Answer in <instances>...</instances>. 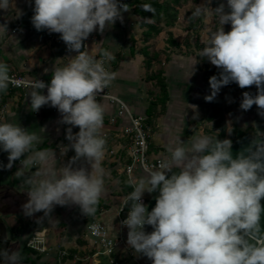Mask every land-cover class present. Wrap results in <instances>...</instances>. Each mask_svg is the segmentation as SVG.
I'll list each match as a JSON object with an SVG mask.
<instances>
[{"label": "clouds", "instance_id": "obj_1", "mask_svg": "<svg viewBox=\"0 0 264 264\" xmlns=\"http://www.w3.org/2000/svg\"><path fill=\"white\" fill-rule=\"evenodd\" d=\"M13 6L14 0H0V10L8 12ZM227 6L230 11L225 12L224 4L212 9L206 2L195 6L191 15L193 19L206 15L218 25L196 56L219 69V76L209 78L210 94L204 99L214 101L232 82L241 89L255 86L254 96L243 93L240 108L248 111L256 105L264 116V0H227ZM141 7L154 12L150 5ZM127 11L129 5L120 0H34L33 27L59 34L77 55L52 69L50 83L37 78L29 82V106L33 112L45 105L57 109L60 123L69 126L70 143L61 146V154L71 149L75 155L57 168L54 151L37 148L41 138L36 132L19 123L0 122V150L8 153V164L0 167L11 169L20 160L15 177L27 186L25 216L42 212L41 221H51L57 205H77L87 217L97 211L105 192L106 148L101 132L105 109L97 95L114 79L104 67L114 56L104 50L97 59L82 50L83 42L93 32L102 34L117 20L122 22ZM226 24L230 31L224 30ZM7 30V23L0 24V33ZM196 57L189 77L200 62ZM12 82L8 65L0 62V93H6ZM190 107L196 111L195 105ZM73 127L79 129L75 134ZM226 131L229 135L234 131L231 121ZM167 151L169 155L154 170L129 180L133 191L122 200L121 211L125 207L129 211L121 224L128 229L127 244L134 253L152 264H264V132L256 130L251 142L235 155L230 139L203 134L187 142L178 139ZM80 161L91 170L77 166ZM145 192L159 193L151 211L142 200ZM146 225L153 230L146 232ZM0 257L4 264L22 261L18 250L0 249Z\"/></svg>", "mask_w": 264, "mask_h": 264}, {"label": "crops", "instance_id": "obj_2", "mask_svg": "<svg viewBox=\"0 0 264 264\" xmlns=\"http://www.w3.org/2000/svg\"><path fill=\"white\" fill-rule=\"evenodd\" d=\"M14 3L15 7H11L8 12L0 10V24L7 23L8 26L7 34L0 33V62L8 65L9 72H16L28 78L41 76L50 79L54 67L66 64L68 57L77 53L67 49L59 34H50L47 30L37 31L33 27L31 17L34 14V0H14ZM122 16V22L117 20L102 34L99 31L90 34L87 49L82 50L100 56L107 50L114 56L113 60L108 61L109 72L114 74L109 86L110 92L127 105L132 115L144 118L149 132V160L168 156L169 145H174L178 139L187 142L201 134L213 138L217 136L219 140L230 139L235 155L251 142L256 130L264 132V116L259 115L260 110L256 105L248 111H243L240 105L230 104V99L234 96L230 86L222 87L215 98L222 104L223 129L216 125L217 120H210L212 105L204 99L210 94V85L204 79V68L200 62L195 65V73L189 77L192 59L197 55L172 54L168 61L163 63L169 99L163 109L159 107L158 117L153 124H148L147 109L151 99L158 94V89L146 80L144 50L148 48L139 43L142 30L138 17L131 6ZM159 68L154 66L152 72ZM30 91L31 89L17 90L8 87L6 93H0V122L19 123L30 132H36L41 138L37 148L53 150L56 157L55 166H63L75 155L71 149L66 154H61V146L70 143L66 139L69 126L60 123V113L49 105L42 106L39 111H31L28 98ZM43 92L46 94V90ZM244 92L253 96L256 94L245 89L234 91V94L243 97ZM97 101L105 109L101 130L106 139L102 162L105 170V192L94 216L83 215L77 205L55 206L50 214L51 221L48 218L41 221L40 218L44 216L42 212L31 217L25 216L22 205L28 200L27 186L15 177L16 171L21 167L20 160L13 162L11 169L0 167V214L9 233L8 251L18 250L21 253L36 233L44 234L47 242L46 253L32 254L29 262L21 261V264H72L75 262V256L80 257L83 264H87L86 260L89 264H110L107 257L94 256L97 249L89 232V225L95 220L102 222L114 236L122 233L124 244L117 250L115 264H152L147 257L134 253L129 247L128 230L120 232L118 229L119 212L125 196L123 193H115L118 188V176L123 175L126 183L128 180L125 168L130 162L129 147L132 139L125 129L130 126V120L127 116H119L117 103L107 99ZM190 105L196 106L195 112ZM194 115H197V118L194 119ZM229 121L234 129L231 135L226 131ZM72 131L75 134L79 129L73 127ZM7 164L8 153L0 150V165ZM80 164L91 170L84 161L78 162L77 166ZM146 175L147 173L137 166L133 178L138 179ZM158 194L145 192L143 195L148 211L155 206V197ZM261 204L264 206V199ZM261 224L264 226V216ZM152 230L151 226L146 225V232ZM63 251L68 252L69 256L61 258L60 253Z\"/></svg>", "mask_w": 264, "mask_h": 264}, {"label": "built area", "instance_id": "obj_3", "mask_svg": "<svg viewBox=\"0 0 264 264\" xmlns=\"http://www.w3.org/2000/svg\"><path fill=\"white\" fill-rule=\"evenodd\" d=\"M88 39L85 40L84 48L87 49ZM91 55V54H90ZM97 59H101L100 55H93ZM104 67L109 71L108 61L105 62ZM10 77L13 78V82L9 84L10 88L17 90H30L31 88L28 86L29 82L35 78L45 81V83H50V79L44 77H35L28 78L24 75H21L16 72H9ZM46 90V89H45ZM107 99L112 103H117L119 105V116H127L130 120V126L125 129V132L131 135V145L129 147L130 153V162L125 168V173L128 178L127 183L129 184V180L133 179L134 172L137 166L148 174V170H154L156 166H158L161 158H157L154 160H149L148 152H149V132L145 125V120L142 117H136L131 114L127 105L114 96L110 92V88L108 87L102 93L97 95V100ZM115 120L113 119L112 122ZM143 203L147 206V201L145 198H142ZM122 208V207H121ZM128 207H125L122 211L120 209L119 219H118V229L120 232L128 230L127 227L122 226L121 222L127 218ZM146 227V226H145ZM89 232L91 234L92 239L94 240V246L97 249L95 253V257H107L110 264L116 263V254L117 250L121 248L124 244V238L122 237V233L118 236H114L110 230L102 224V222L95 220L92 221L89 225ZM28 247L35 250L39 253L47 252V242L44 234L36 233L29 241ZM69 253L63 251L60 253V257H68ZM80 261V257L75 256L74 261Z\"/></svg>", "mask_w": 264, "mask_h": 264}, {"label": "rangeland", "instance_id": "obj_4", "mask_svg": "<svg viewBox=\"0 0 264 264\" xmlns=\"http://www.w3.org/2000/svg\"><path fill=\"white\" fill-rule=\"evenodd\" d=\"M133 0H120V3L131 2ZM162 1V0H161ZM208 2V6L212 9H215L211 4V0H181L179 4L175 2H171V6L174 8V11L171 12L172 17L169 18L170 22H173L170 26L166 25L167 16L163 15V19L160 23L156 22L153 19L143 20L138 18V24L141 28L139 43L143 46H147L150 53H157L161 63L168 61V59L172 56V54L178 55H198V52L205 46L207 42V37L210 31L215 30L218 25L214 18L208 17L206 15H202L198 18H191L192 11L194 7L197 5H201ZM225 5V12L230 11L227 6V2ZM176 11V12H175ZM152 27L151 37L146 41L148 36L145 34V31ZM224 30L230 31L231 25L226 24L223 26ZM174 38L176 42L181 44V47H174L170 43V38ZM199 38V39H198ZM187 43L190 44L191 47L187 46ZM200 64H202L203 68L205 66H213L206 58H199ZM216 68V67H215ZM238 86V85H237ZM237 86H231L230 91H233V98L230 104H238L240 105L242 102V96H236L234 91H238L240 88ZM251 91L253 94L257 92L255 86L245 88V91ZM221 106L222 104L219 103ZM107 162V161H106ZM140 168V166H138ZM117 183V195H122L123 187L126 184V179L123 175L118 176ZM85 263L89 264V261L86 260ZM72 264H83V262L75 261Z\"/></svg>", "mask_w": 264, "mask_h": 264}, {"label": "trees", "instance_id": "obj_5", "mask_svg": "<svg viewBox=\"0 0 264 264\" xmlns=\"http://www.w3.org/2000/svg\"><path fill=\"white\" fill-rule=\"evenodd\" d=\"M175 2L176 4H179L181 0H133L131 2H124V4H127L131 6L133 9L134 14L143 20L153 19L156 22L160 23L163 19V15L167 16L166 25L170 26L173 22H170L169 18L172 17L173 14H171L172 11H174V8L171 6V2ZM227 0H211V4L214 7H218L220 4H225ZM142 5H150L152 9H154V12L150 11H144L142 10ZM176 12V11H175ZM152 27H149L145 34L148 36L146 38V41L151 37L152 33ZM199 39V38H198ZM170 43L174 47H181V44L175 41L174 38H170ZM188 47H191L190 44L187 43ZM144 56H145V66L147 70V76L146 80L150 83H153L154 86L158 89V94L155 95L151 101L150 105L147 109V118L146 121L148 124L152 125L155 119L158 117V109L161 107L162 109L165 107L168 99H169V92L168 87L166 83V79L164 76L163 71V63H161L160 58L157 53H150L149 49L144 50ZM166 62V61H165ZM154 66H159V70L153 71L152 69ZM213 75L219 76V69L213 67V66H205L204 68V79L207 83H209V78ZM227 86H237L235 82L230 83ZM240 88L239 86H237ZM241 89V88H240ZM245 89V88H244ZM212 105L213 112L210 116V120H217L216 125L223 129V118L224 113L221 105L219 102L214 99V101L210 102ZM131 191H133V188L130 186V184L126 183L123 187L122 193L124 196H127ZM98 208V206H97ZM37 253L35 250L25 247L22 252V262L27 263L30 261L31 255Z\"/></svg>", "mask_w": 264, "mask_h": 264}, {"label": "water", "instance_id": "obj_6", "mask_svg": "<svg viewBox=\"0 0 264 264\" xmlns=\"http://www.w3.org/2000/svg\"><path fill=\"white\" fill-rule=\"evenodd\" d=\"M8 229L6 227L5 221L0 214V249H6L10 245V240L8 236ZM0 264H4L3 258L0 257Z\"/></svg>", "mask_w": 264, "mask_h": 264}, {"label": "flooded vegetation", "instance_id": "obj_7", "mask_svg": "<svg viewBox=\"0 0 264 264\" xmlns=\"http://www.w3.org/2000/svg\"><path fill=\"white\" fill-rule=\"evenodd\" d=\"M7 250H9L10 249V245L9 246H7V248H6ZM1 259V258H0Z\"/></svg>", "mask_w": 264, "mask_h": 264}]
</instances>
